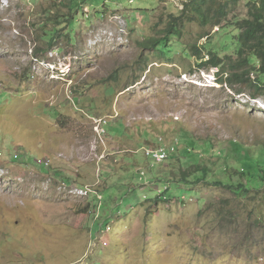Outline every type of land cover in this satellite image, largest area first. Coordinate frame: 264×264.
Segmentation results:
<instances>
[{"label": "rangeland", "instance_id": "374dc122", "mask_svg": "<svg viewBox=\"0 0 264 264\" xmlns=\"http://www.w3.org/2000/svg\"><path fill=\"white\" fill-rule=\"evenodd\" d=\"M69 1L0 0V264H264L261 197L214 184L219 155L260 159L264 95L190 54L237 60L260 0H207L230 4L219 27L191 9L167 58L140 44L192 0ZM159 148L167 161L147 156ZM187 148L218 172L182 181Z\"/></svg>", "mask_w": 264, "mask_h": 264}, {"label": "trees", "instance_id": "16d2710c", "mask_svg": "<svg viewBox=\"0 0 264 264\" xmlns=\"http://www.w3.org/2000/svg\"><path fill=\"white\" fill-rule=\"evenodd\" d=\"M77 1L70 0L67 6L72 8V5L77 3ZM206 1L192 0L191 3L185 4L184 9L181 10V16L171 15L170 20L166 24V29L163 30L164 37L146 39L140 46L148 50H158L161 47L160 49H163L161 55L167 58L169 37H182L183 22L186 21V17L191 9L195 13V15H192V19L200 20L203 24H211L214 27L221 26L222 22L228 17L227 8L230 6L229 2L219 1V4L216 5V10H214V7L211 10V3L209 4ZM207 5L209 6L208 8ZM249 8V18L238 24V30L242 31V33L238 38L240 49L237 60L233 61L229 58L221 59L217 53L205 49L199 43L190 48V54L191 57L196 59L200 69H219L217 81L221 86H228L235 91L236 88H240L237 90V93L240 94H243V90H249L252 98L258 99L264 95V0L249 4ZM56 23L57 25H62L60 21L56 20ZM71 23L72 21L69 25ZM54 31L50 30V32ZM55 37L56 33L50 39L48 43L49 47L54 46ZM206 51L207 53L205 54ZM255 59L260 64L258 69L252 66ZM226 60H228V63ZM253 75H257L255 80H253ZM226 143L224 144L229 147L228 149L232 150L234 146H238V148L244 147L243 144L234 141ZM236 152L232 155L235 160H232V156L228 157L226 154L223 156L219 155L221 157H218V160L227 162L222 167L225 169L224 173L230 172L226 174L224 182H214V184L227 188L239 198H245L251 202H255L258 196H260L261 204L258 203L256 210L259 207L264 209V149L259 154L260 159L247 157L244 160H239L237 156L240 154L238 151ZM176 153L178 156L181 155L180 150L176 151ZM184 153L187 154V157L190 156L192 160H195V164L182 173V181L188 180L193 176H198V181L206 182L211 175H215L218 172L216 170V163H211L212 166H210L209 161L206 162L202 157H193L188 148L184 150ZM248 160L252 162L251 165L248 164ZM46 170L51 171L50 168ZM244 181H246V184H244Z\"/></svg>", "mask_w": 264, "mask_h": 264}, {"label": "built area", "instance_id": "2783aa9c", "mask_svg": "<svg viewBox=\"0 0 264 264\" xmlns=\"http://www.w3.org/2000/svg\"><path fill=\"white\" fill-rule=\"evenodd\" d=\"M153 155L154 158L158 161V162H162L164 160L167 159V155L165 153V151L163 150H158V151H150L148 152V156Z\"/></svg>", "mask_w": 264, "mask_h": 264}, {"label": "clouds", "instance_id": "9594fccd", "mask_svg": "<svg viewBox=\"0 0 264 264\" xmlns=\"http://www.w3.org/2000/svg\"><path fill=\"white\" fill-rule=\"evenodd\" d=\"M100 122H101V121H100ZM101 124H102V122H101ZM158 150H163V151H164V149H162V148L154 149V150H150V151H158ZM150 151H149V152H150ZM166 155H167V154H166ZM147 156H148V153H147ZM150 156H153V155H150ZM153 157H154V156H153ZM168 159H169V157H168V155H167V159L164 160V161H162V162H165V161H167ZM50 160H51V159H50ZM155 160H156V159H155ZM45 161H46V160H43L42 163H40V164L42 165L41 168L44 167V169H49L51 165L46 166V165H45ZM51 161H52V160H51ZM156 161H157V160H156ZM157 162H158V161H157Z\"/></svg>", "mask_w": 264, "mask_h": 264}]
</instances>
